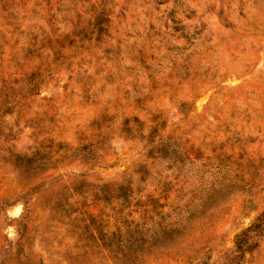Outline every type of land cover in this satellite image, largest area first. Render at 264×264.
<instances>
[{"label": "rangeland", "instance_id": "obj_1", "mask_svg": "<svg viewBox=\"0 0 264 264\" xmlns=\"http://www.w3.org/2000/svg\"><path fill=\"white\" fill-rule=\"evenodd\" d=\"M0 264H264V0H0Z\"/></svg>", "mask_w": 264, "mask_h": 264}, {"label": "trees", "instance_id": "obj_2", "mask_svg": "<svg viewBox=\"0 0 264 264\" xmlns=\"http://www.w3.org/2000/svg\"><path fill=\"white\" fill-rule=\"evenodd\" d=\"M257 228H258V225L253 226L250 230L246 231L245 233L241 235V239L242 237H246L247 235H249V233L254 232ZM242 248H243V245L239 243L238 244L239 251L242 252V254H245V251Z\"/></svg>", "mask_w": 264, "mask_h": 264}]
</instances>
